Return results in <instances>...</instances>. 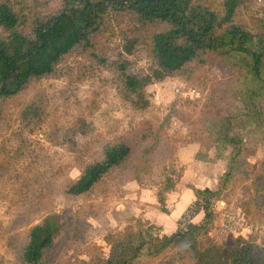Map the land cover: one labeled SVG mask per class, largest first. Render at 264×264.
Wrapping results in <instances>:
<instances>
[{
	"label": "trees",
	"instance_id": "16d2710c",
	"mask_svg": "<svg viewBox=\"0 0 264 264\" xmlns=\"http://www.w3.org/2000/svg\"><path fill=\"white\" fill-rule=\"evenodd\" d=\"M254 1L59 0L50 6L41 0H0V135L12 105L39 81L58 77V66L70 58L80 56L114 71L124 98L137 110L148 106L144 89L156 81L177 77L200 82L206 73L216 72L205 84L196 118L175 112L189 126L186 144L199 146L194 160L225 162L214 190L187 186L193 204L202 203L201 221L170 235L153 236L152 225L128 217L120 232L104 234L106 255L93 245L88 260L74 258L69 264H264V251L254 241L241 243L236 238L225 254L213 235L214 207L237 186L248 182L251 192L242 201L240 216L249 219L264 205V158L259 168L248 163L255 149L245 138L250 133L256 144L264 146V0L256 10L250 8ZM124 22L132 25L126 32L150 52L156 69L149 75L131 73L127 60L107 63L108 37ZM44 105V94L37 90L24 112L42 113ZM168 120L167 116L158 127L144 120L103 148V156L117 169L133 166L144 173L159 167L163 180L156 185L154 207L162 213H167V195L185 171L184 165H176L173 153L180 141L167 135ZM105 176L100 162L87 163L76 180L65 183L62 194L89 195ZM133 179L140 186L147 184L139 174ZM28 242L14 252L10 264H53L52 234L42 241L34 260L26 255Z\"/></svg>",
	"mask_w": 264,
	"mask_h": 264
},
{
	"label": "rangeland",
	"instance_id": "374dc122",
	"mask_svg": "<svg viewBox=\"0 0 264 264\" xmlns=\"http://www.w3.org/2000/svg\"><path fill=\"white\" fill-rule=\"evenodd\" d=\"M41 1L50 6L59 2ZM258 6L259 0H255L250 8L256 10ZM131 26L124 22L114 28L105 46V58L107 63L127 60L131 73L149 75L156 67L145 44L126 32ZM58 68V77L39 81L12 105L0 135V264L13 263L14 252L28 241L26 255L32 260L38 258L47 234L54 237L53 264H69L74 258L88 260L93 245L100 246L106 255L104 234L120 232L126 221L117 217L119 189L127 186L130 191L140 186L133 179L136 174L150 190L163 180L158 176V166L144 173L133 166L122 170L103 156L109 141L130 134L142 121L149 120L158 127L168 116L165 131L180 141L174 153L172 150L177 166L194 160L199 150L197 143L186 144L189 126L175 117V112L189 120L200 114L206 86L215 71L206 73L200 82L177 77L156 81L144 89L148 106L137 110L120 91L116 73L101 64L77 56ZM37 90L44 94L42 113L34 114L31 109L24 112ZM245 138L255 149L247 161L259 168L264 146L256 144L250 133ZM92 162L105 167L103 184L89 195L74 191L64 197L65 183L76 180L83 165ZM214 164L202 163L209 167L200 176L202 182L213 180L219 170L211 171ZM187 182L185 178L182 185ZM250 195L248 182L237 186L223 196V206L215 205L216 213L233 210L241 214L242 201ZM242 219L244 228L237 235L214 237L225 254L236 238H241V243L254 241L264 251V205L256 215ZM32 228L36 230L29 236Z\"/></svg>",
	"mask_w": 264,
	"mask_h": 264
},
{
	"label": "crops",
	"instance_id": "0c3cea01",
	"mask_svg": "<svg viewBox=\"0 0 264 264\" xmlns=\"http://www.w3.org/2000/svg\"><path fill=\"white\" fill-rule=\"evenodd\" d=\"M181 163L184 164L183 162ZM184 165L186 166V169L182 178L175 185L174 189L167 195V213H162L154 207L156 186H153L152 190H150L147 184L136 186V188H133L130 191L127 186H123L119 189V200L116 202L117 211H119L117 217L122 220L127 217L141 218L156 228L160 235H170L176 231L179 224V218L182 213L195 201L191 190L187 186L192 185L194 188L199 190L205 188L214 190L217 187L218 178L225 170V162L220 160L218 163L214 164L211 169L213 172L216 167H219L218 172L214 175V177H212L213 180H208L209 182H202L200 176L204 171H207V168L209 167H206L202 165V163L194 160L188 161V163ZM185 178L188 179V182L187 184L182 185ZM219 205L223 206L224 203H220ZM202 217L203 213H198L193 218L192 223H199Z\"/></svg>",
	"mask_w": 264,
	"mask_h": 264
},
{
	"label": "built area",
	"instance_id": "2783aa9c",
	"mask_svg": "<svg viewBox=\"0 0 264 264\" xmlns=\"http://www.w3.org/2000/svg\"><path fill=\"white\" fill-rule=\"evenodd\" d=\"M202 210V203L192 204L188 206L181 217L179 218V224L177 230H183L193 218ZM215 220H214V230L213 235L220 237L225 235H237L243 228L244 222L239 213L234 212L233 210H228L223 212L216 213L215 207ZM152 235H160L159 231L156 228H153Z\"/></svg>",
	"mask_w": 264,
	"mask_h": 264
},
{
	"label": "water",
	"instance_id": "95a60500",
	"mask_svg": "<svg viewBox=\"0 0 264 264\" xmlns=\"http://www.w3.org/2000/svg\"><path fill=\"white\" fill-rule=\"evenodd\" d=\"M155 190H156V188H155Z\"/></svg>",
	"mask_w": 264,
	"mask_h": 264
}]
</instances>
